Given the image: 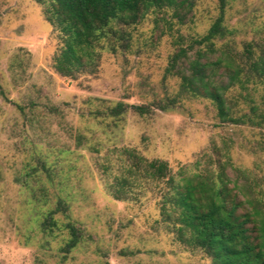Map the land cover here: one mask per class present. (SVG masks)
Here are the masks:
<instances>
[{"label":"rangeland","instance_id":"obj_1","mask_svg":"<svg viewBox=\"0 0 264 264\" xmlns=\"http://www.w3.org/2000/svg\"><path fill=\"white\" fill-rule=\"evenodd\" d=\"M45 8L44 0H0V264H212L177 241L173 223L162 218L164 181L154 187L137 177L135 200L115 199L109 183L133 160L123 154L128 149L165 161L167 176L181 182L223 166L241 212L264 198V123L222 120L208 98L181 94L180 79L166 72L177 45L207 31L219 0H194L183 22L171 9L159 22L149 13L128 50L104 51L95 70L74 76L54 65L61 36ZM225 24L231 32L217 46L231 50L243 80L251 76L242 87L220 70L227 105L235 116L250 114L252 105L264 113V81L250 69L264 59V0H227ZM120 103L124 110L112 116ZM60 198L82 232L67 254V231L45 233L40 224ZM259 207L264 216L263 201Z\"/></svg>","mask_w":264,"mask_h":264},{"label":"trees","instance_id":"obj_2","mask_svg":"<svg viewBox=\"0 0 264 264\" xmlns=\"http://www.w3.org/2000/svg\"><path fill=\"white\" fill-rule=\"evenodd\" d=\"M47 20L61 36V46L54 57L56 69L66 76L85 69L95 70L102 52L128 50L132 32L151 12L156 22L161 15L172 10V14L183 22L191 11L194 0H44ZM227 0H219V13L207 31L193 37L187 46L178 44L170 55L166 72L180 79V93L192 97H206L216 107L222 120L262 125L264 113L252 105L250 114L235 116L227 105V91L220 77V70L228 71L232 80L237 79L242 87L251 80L242 69L228 47H218L217 40L225 38L231 30L225 24ZM162 15V16H163ZM159 22V21H158ZM195 50L194 56L190 51ZM215 59L209 53L217 51ZM251 62L253 78L264 81V59ZM245 97L247 96L244 95ZM165 108V105H161ZM144 114L145 108L135 107ZM121 103L111 108V115L122 113ZM133 160L126 166L119 178L111 183L110 192L118 200H135L138 193L136 178L152 179L154 187L164 181L166 190L162 193L159 208L164 220L172 222L176 240L192 248L202 250L212 264H264V216L259 204L262 196L252 202L253 211L241 212V201L233 188L229 187L224 167L214 173H201L196 177H185L183 181L168 175V164L158 159L147 160L128 149ZM111 164L101 167L109 174ZM31 169L36 170L32 166ZM42 169L49 173L50 167L42 163ZM152 188V187H151ZM150 190V189H149ZM68 203L60 198L54 208L49 209L41 221L45 233L54 228L65 229L67 237L61 250L67 254L82 240L81 229L68 217ZM61 212L67 219L61 221L55 214Z\"/></svg>","mask_w":264,"mask_h":264}]
</instances>
